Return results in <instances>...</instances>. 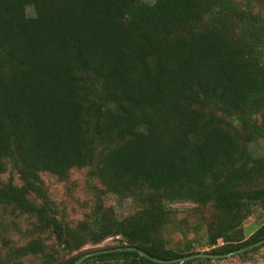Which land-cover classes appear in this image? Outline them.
I'll return each instance as SVG.
<instances>
[{"label": "trees", "instance_id": "1", "mask_svg": "<svg viewBox=\"0 0 264 264\" xmlns=\"http://www.w3.org/2000/svg\"><path fill=\"white\" fill-rule=\"evenodd\" d=\"M262 8L0 0V264L129 247L170 262L263 241L264 221L245 232L264 216V158L250 151L264 139ZM76 171L89 198L72 221L43 175ZM125 203L134 212L121 218ZM179 203L191 205L183 216ZM83 264L159 263L118 252Z\"/></svg>", "mask_w": 264, "mask_h": 264}, {"label": "rangeland", "instance_id": "2", "mask_svg": "<svg viewBox=\"0 0 264 264\" xmlns=\"http://www.w3.org/2000/svg\"><path fill=\"white\" fill-rule=\"evenodd\" d=\"M144 1L148 3L155 2V0ZM260 13L264 15V8L261 9ZM250 151L253 156L264 158V139L251 144ZM84 180L85 171L74 172L70 181L66 183H59L56 179L50 176L43 175V181L50 194V197L56 203H58L60 207L66 210V213L69 215L72 221H77L82 216V213L84 211L82 209V205L89 198L85 190ZM190 207L191 205L188 203H179L173 205L172 209L177 210L179 214L183 216ZM116 210L119 217L121 218H124L134 212L133 207L128 203H125L121 206L116 205ZM263 221L264 216L260 212H258L246 223V234L249 235L250 232H253V230ZM180 238L181 236L179 234L175 237L176 240ZM104 245L112 246L114 245V243L110 240L107 241ZM250 259L251 260L248 263H243L237 257H231L228 259H222L220 262H215L214 264H264V248L261 249L258 253L252 255Z\"/></svg>", "mask_w": 264, "mask_h": 264}, {"label": "water", "instance_id": "3", "mask_svg": "<svg viewBox=\"0 0 264 264\" xmlns=\"http://www.w3.org/2000/svg\"><path fill=\"white\" fill-rule=\"evenodd\" d=\"M262 246H264V240L254 244V245H251L249 247H246L244 249H241V250H239L237 252H233V253L227 254V255L214 256V255H208V254H198V255H193V256H190V257H186L184 259L170 261V262H164V261L152 258L151 256L147 255L145 252H143L141 250H138V249L133 248V247H129V248L113 249V250H108V251H97V252H94V253H90L88 255H85V256L81 257L74 264H83L89 258L100 256V255H104V254H109V253H118V252H137L140 255H142L143 257H146L147 259L151 260L152 262L159 263V264L186 263V262L193 261V260H198V259L222 260V259H228V258H231V257H235L237 255L246 253V252L254 250L256 248H260Z\"/></svg>", "mask_w": 264, "mask_h": 264}]
</instances>
